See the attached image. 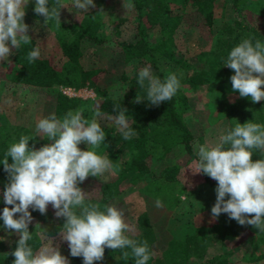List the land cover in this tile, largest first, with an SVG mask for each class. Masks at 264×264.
<instances>
[{"label":"trees","instance_id":"16d2710c","mask_svg":"<svg viewBox=\"0 0 264 264\" xmlns=\"http://www.w3.org/2000/svg\"><path fill=\"white\" fill-rule=\"evenodd\" d=\"M218 1L129 0L133 5L132 15L121 16L119 22L132 18L136 25L135 38L108 39L101 36L99 29L110 20L105 14L110 0H99L98 9L81 22H65L60 19L59 26L55 20L49 22L58 38V46L53 51L43 53L40 50V57L29 63L28 53L34 48H39V45L28 33L32 38L31 43L22 44L17 50L12 49L13 55L6 61H0L1 80L8 79L16 83L49 88L51 98L48 99L49 105L44 118L55 113L57 118L61 119L68 111L83 104L81 97L66 94L60 86L93 87L99 96L97 104L103 113L116 116L118 112H113V106L117 104L128 110L126 115L137 135L130 140H124L114 125L103 127L106 138L97 154L104 152L116 165L117 174L100 182L99 196H86L85 203L98 204L100 210H105L111 200L144 181L140 189L149 201L148 206L138 213L140 232L133 239L137 242H148L152 256L147 264H233L227 252L207 256L210 237L200 232H193L185 237L174 236L169 240L162 255L154 254L158 239L154 226V202L159 200L167 209H173L180 203L185 187L180 182L179 173L184 164L198 159L194 145L197 137L185 111L187 98L181 88L171 100L162 102L159 106L150 105L146 99L141 103H134L137 95L146 96V89L137 84L138 72L145 66H151L152 70L161 75L162 80L172 70L180 78V82L185 80L194 90L202 87L210 90L232 87L230 77L234 75V71L224 66V60L231 49L249 35L264 42V31L256 26L255 22L249 24L245 20L240 21L242 23L236 20L233 24L225 23L226 32L216 37L209 50L203 51L198 60L200 63L188 62L191 70L184 75L174 66L186 65V55L179 48L177 29L185 20L187 8L192 6L201 16L204 33L213 34ZM260 2L262 3L261 0H233L239 16L244 15L243 11L250 9V5L255 8L254 5ZM53 3L54 0H49V7ZM262 9L264 10V1ZM261 17V13H256L253 19L256 21V18ZM86 39L104 48L106 46V60L97 59L92 64L84 62L86 52L83 42L88 41ZM164 63H171L172 69L164 70ZM221 118L229 120L230 129L234 128L236 123L244 124L249 121L264 125V100L253 103L250 97L238 96L237 99L222 105L210 121L215 122ZM35 139L39 140L33 144L36 149L47 144V137L40 138L35 135ZM11 144L12 142H0V162ZM225 147L227 149L229 146ZM82 150H88V147H83ZM260 155V152L254 151L253 162L260 159ZM8 161L12 163L11 157ZM147 176L149 180L145 181ZM205 177L211 184H217L214 179L207 175ZM8 182V174L0 163L1 200H4L3 191ZM50 227L48 230L43 225H29V231L33 235L29 244L34 252L43 243L42 232H57L61 224H52ZM240 227L238 223H227L221 234L223 237L234 238ZM229 229L232 232H229ZM18 239L19 236L7 250L0 252V264H13L14 257L11 252L15 250ZM262 244L264 233L254 236L249 260L264 258V248L260 252L256 251ZM123 251L129 252L127 260L123 258ZM68 252L70 255V249ZM70 257L75 263L82 260L83 264L82 257ZM94 264H135V259L131 255V249L113 251L105 248L104 259Z\"/></svg>","mask_w":264,"mask_h":264},{"label":"clouds","instance_id":"9594fccd","mask_svg":"<svg viewBox=\"0 0 264 264\" xmlns=\"http://www.w3.org/2000/svg\"><path fill=\"white\" fill-rule=\"evenodd\" d=\"M30 0H0V61L13 55L12 49L28 45L32 38L29 25L24 22ZM76 9L87 13L95 8L94 0H73ZM62 0H35L34 13L44 17V25L55 20L61 25ZM131 9V3L124 4ZM40 49L28 53L29 63L40 57ZM224 66L234 71L230 77L232 91L250 97L253 103L264 100V42L249 35L233 47L224 60ZM137 84L146 89V96L137 95L134 103L146 99L159 106L171 100L181 88L180 78L170 72L163 80L153 74L151 66L138 72ZM84 108L68 111L62 119L55 113L39 120L36 132L53 143L39 149L29 147L32 137L22 135L12 143L2 160L9 182L3 199L6 205L0 219L6 230H13L19 239L11 255L13 264H69L57 247L45 245L34 252L29 241L33 239L29 225L33 216L29 208L46 214L51 204L57 218H64L61 236L68 243L72 257H82L83 264H94L104 259L105 248L131 249L135 264H147L152 253L148 242H137L125 233L133 231L125 222L124 212L116 206L100 210L98 204L85 203L86 193L79 187L89 176L100 177L113 169L107 155H98L96 149L104 144L106 134L97 118L106 114L97 105L91 120L83 116ZM116 116H108L124 140H130L137 131L130 125L128 110L113 106ZM86 144L88 150L78 145ZM225 146H229L227 149ZM197 171L217 182L216 201L211 208L213 219L222 213L240 226H252L264 232V159L252 160L254 151L264 155V125L255 122L236 123L226 134H221L213 145H198ZM11 157L12 163L8 158ZM228 197V198H226ZM160 207L161 202L156 201ZM78 210V211H77ZM19 214L18 218H14ZM128 251H123L127 260Z\"/></svg>","mask_w":264,"mask_h":264},{"label":"rangeland","instance_id":"374dc122","mask_svg":"<svg viewBox=\"0 0 264 264\" xmlns=\"http://www.w3.org/2000/svg\"><path fill=\"white\" fill-rule=\"evenodd\" d=\"M98 1L94 0L96 7L84 13L74 7L73 0H62L65 7L61 9L60 19L65 22H81L98 9ZM261 1L263 3L264 0ZM128 3H130L129 0H110L109 5H107L108 7L105 8V14L110 20H107L100 27L99 33L101 36L108 39L135 38L136 25L132 18L119 22L121 16L132 15V8L128 9L124 7V4ZM262 3L255 4V8H251L250 5V9L244 10V15L239 16L238 10L234 7L233 0H219L213 34L207 33V35L202 30L201 16L198 15L192 6H189L185 20L177 29L178 44L179 48L186 55V65L184 67L180 64H174L176 70L184 75L187 71L191 70L190 64L200 63L198 60L202 57L203 51L209 50L213 46L216 37L226 32L224 25L227 22L232 24L236 20H239V22L245 20L249 24L255 22V25L264 31V10L262 9ZM34 7L35 2L30 0L25 9L24 22L30 26L29 34L37 40L41 52H51L58 46L55 29L49 23L47 25L43 24L44 17L35 14L33 11ZM256 13H261L262 17L256 18L255 21L253 18ZM86 40L88 41L83 42L86 52L84 62L92 64L97 59H100V61L106 60V46L104 45V48L102 45L93 44L89 39ZM170 64L164 63L163 69L168 68L171 70ZM152 71L155 76L161 77L156 71ZM171 72L173 71L171 70ZM60 89L70 96L81 97L84 100L83 104L71 111L83 107L85 109L83 112L84 118L88 120L92 119V109L98 105L97 101L99 100V96L93 87L84 86L74 91L67 89L66 86H60ZM181 92L186 95L185 111L196 132L197 138L194 144L196 152H198V145H213L217 143L219 136L226 134L230 130V123L227 118H221L215 122L210 120L217 114L222 105L237 99L239 93L233 92L232 87L213 90L202 87L194 90L185 80L181 81ZM50 98L51 93L46 86L16 83L8 79H0V132H2L0 134V142H18L19 138L25 135L33 138L29 140L30 147L34 143L39 142V140L35 139V135L45 138L46 136L41 137L42 134L36 132V125L39 120L44 118L45 110L49 105L48 99ZM105 114L104 117L97 118L102 128L110 127L112 124L114 125L113 127L118 129L114 120L108 119V116L112 115ZM53 142L48 139L46 141L47 144ZM86 146L84 143L78 145L81 150ZM100 147L96 149V152L100 150ZM100 155L103 156L105 153L102 152ZM260 159H264V155L261 154ZM197 161L198 159H194L184 164L180 170L179 178L182 186L185 187V191L181 194V201L175 208L167 209L162 203L160 207H157L156 201L154 202V226L158 237L154 254L156 256L162 255V252L168 246L169 240L174 236L185 237L187 234L200 232L210 237L207 256L219 252H227L233 264H264V258L256 261L248 259L254 236H258L264 232H259L258 229L252 226H241L236 237L229 238L222 236L221 230L227 223L234 224L237 222L230 220L227 214L223 213L216 219L212 218L211 208L216 201L215 188L217 184H211L203 173H195L197 171ZM116 174L117 167L114 165L113 169L105 172L100 177H87L83 183L79 184V187L86 193V196H99V183L113 178ZM147 180H149V176L145 178V181ZM142 184H144V181L125 190L119 197L111 200L109 203V206H116L124 212L125 222L133 229V231L125 234L131 239L140 232L137 222L138 213L148 206L149 198L140 189ZM5 206L12 207L11 205H6L4 200L0 199V215H2ZM29 211L33 216L31 224H35L36 226L43 225L48 230L52 224H61L60 230L57 232H42L43 243L41 247L45 245L57 247L61 255L68 259L69 264H82V260L77 263L72 261L68 252V243L62 239L60 234L62 225L65 222L64 218H57L55 216V210L51 204L48 205L47 212L43 215L39 211H33L31 207ZM18 217L19 214H16L14 218ZM216 222L220 224L217 225ZM229 232H232V230L229 229ZM17 237L18 235L13 230L5 229L3 220L0 219V252L7 250ZM263 248L264 244L257 248L256 251L260 252Z\"/></svg>","mask_w":264,"mask_h":264},{"label":"built area","instance_id":"2783aa9c","mask_svg":"<svg viewBox=\"0 0 264 264\" xmlns=\"http://www.w3.org/2000/svg\"><path fill=\"white\" fill-rule=\"evenodd\" d=\"M66 87H67V89H72V90H74V91L77 90V88H76V87H73V86H66Z\"/></svg>","mask_w":264,"mask_h":264}]
</instances>
